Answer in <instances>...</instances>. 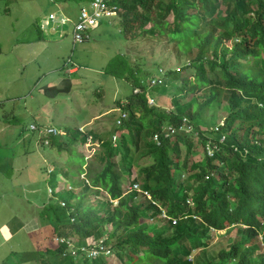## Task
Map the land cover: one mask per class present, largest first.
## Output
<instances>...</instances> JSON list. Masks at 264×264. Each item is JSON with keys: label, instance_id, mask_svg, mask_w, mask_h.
I'll list each match as a JSON object with an SVG mask.
<instances>
[{"label": "trees", "instance_id": "obj_1", "mask_svg": "<svg viewBox=\"0 0 264 264\" xmlns=\"http://www.w3.org/2000/svg\"><path fill=\"white\" fill-rule=\"evenodd\" d=\"M110 2L118 8L126 38L166 37L193 75L176 83L164 106L167 102L149 96L143 79L123 77L140 88L125 105L129 116L121 127L128 132L120 134L119 149L113 134L84 136L85 143L92 134L103 149L89 162L76 151L83 157L74 164L78 179L85 173L87 183L76 180L65 197L45 203L41 218L53 228V239L78 245L90 238L103 240L122 264H264V0ZM124 62L116 57L107 68L118 73ZM156 69L153 63L136 72L152 77ZM180 71L169 70V83L182 77ZM222 103L229 113L217 130L211 128L208 112ZM182 125L194 130L154 140L167 126ZM55 143L53 138L51 147L67 145ZM208 147L214 149L212 156ZM65 173L69 175L68 168ZM134 184L141 191L130 189ZM79 185L80 193L75 192ZM92 196L102 199L91 203ZM234 226L236 237L210 256L216 233ZM57 245L35 250L24 260L109 264L108 253L82 258L69 246ZM196 251L200 253L193 256Z\"/></svg>", "mask_w": 264, "mask_h": 264}, {"label": "rangeland", "instance_id": "obj_2", "mask_svg": "<svg viewBox=\"0 0 264 264\" xmlns=\"http://www.w3.org/2000/svg\"><path fill=\"white\" fill-rule=\"evenodd\" d=\"M57 2L72 16L68 9L74 7L79 11L83 6L88 7L90 0ZM56 10L58 5L53 0H0V50L3 52L0 63H4L0 66V264H37L33 258L24 260V256L30 257L35 250L57 243L53 239V228L41 218V212L51 197H65L66 188L75 187L76 180L83 179L87 183L85 173L78 179L80 173L74 164L81 161L82 156H88L91 151L95 154L103 147L100 141H94L92 134L84 143V136L90 132L103 135L102 138L106 134H117L116 148L119 149L120 134L128 130L121 127L123 124L118 125L117 120L123 112L127 113L125 105L129 98L140 91L123 77L143 79L149 96L158 103L167 102L162 104L164 106L174 96L176 83L180 85L185 74L193 75L187 59L178 54L175 45L166 37L158 40L146 36L131 41L122 33L116 15L101 18L99 26L90 33V39L80 43L74 42L70 23L60 27L62 30L42 27L45 34L39 26H43L41 22ZM116 57L126 62L114 74L107 67ZM153 63L157 66L152 73L155 76L145 77L144 71L137 74L139 66L146 71ZM73 67L78 72L70 73ZM169 70H181L182 77L170 79L169 83ZM53 79L66 80L64 84L69 88L48 91L47 84ZM153 79L158 82L154 83ZM191 97L189 94L182 101ZM211 110L209 122L211 128L217 129L226 120L229 107L222 103ZM100 112L103 115L95 121L93 117ZM128 116L127 113L124 122ZM46 127L56 129L51 133L49 145L43 143L39 132ZM191 127L174 134H191L194 130ZM52 137L56 138L55 145L58 140L67 145L51 147ZM90 138L96 143L92 150L88 149ZM194 140L198 144L195 137ZM76 151L82 156L76 155ZM92 156L86 160L89 162ZM146 161L148 158L141 162ZM66 168L69 175L65 173ZM82 188L79 185L75 192H82ZM94 199L101 200L102 196H92L91 203ZM236 233V226L218 231L207 253H212L210 256L218 254ZM72 242L79 244L76 240ZM95 242L90 238L79 246ZM199 253L196 251L193 256ZM86 254L80 252L79 255L84 258ZM107 256L109 264H122L113 250Z\"/></svg>", "mask_w": 264, "mask_h": 264}, {"label": "built area", "instance_id": "obj_3", "mask_svg": "<svg viewBox=\"0 0 264 264\" xmlns=\"http://www.w3.org/2000/svg\"><path fill=\"white\" fill-rule=\"evenodd\" d=\"M56 5H58V10L50 13L49 17L43 21L44 24H42L43 25L42 27H46L44 28L45 30L47 29L50 30V27H52L51 29L54 30V29H60V27L66 26L67 24L70 23L72 25V30H73V39L74 42L76 43H80L90 39V33L99 26V20L103 17H109V18L114 17L115 15H117V10H118L117 6L112 5L110 0H92L89 3L88 7L86 6L82 7L76 16H71L61 8L59 2H57ZM160 71H162V69ZM153 82L157 83L158 81L157 79H153ZM126 117H127V113L123 112L122 115L118 118L117 124L122 125ZM184 121L187 122V119H185ZM32 127L35 130L38 129L36 126H32ZM182 129L188 130V129H192V127L191 125H182L180 128H176L174 126H167L163 131L164 132L163 135L161 136L156 134L154 136V140L159 143L162 138H169L171 135L174 134V132H180ZM218 129L219 128L217 127V130ZM39 132L43 143L45 145H49L51 133H55L56 129L51 127H46L44 129H40ZM112 139L114 145L117 146L116 142L118 140V135L114 134ZM91 140L93 139L90 138L88 149L92 150L93 145L96 143H94ZM92 153L94 154V151L89 152V154H87L88 156H85V159L90 158L93 155ZM213 153H214V149L212 147H208V154L212 156ZM130 189L141 191V187L139 184H134ZM49 191L52 192V189H49ZM62 204L64 205L65 203L62 202ZM163 216L166 217V214L164 213ZM55 239L57 244L60 243L67 244L69 246V252L73 253L74 255H79L80 252H86L87 253L86 256L96 257L98 254L102 252L105 253L110 252V250L104 246L103 240L97 241L94 244L79 246L73 243L72 241L74 240L71 239L62 238L58 236H55Z\"/></svg>", "mask_w": 264, "mask_h": 264}, {"label": "crops", "instance_id": "obj_4", "mask_svg": "<svg viewBox=\"0 0 264 264\" xmlns=\"http://www.w3.org/2000/svg\"><path fill=\"white\" fill-rule=\"evenodd\" d=\"M92 0H90V2H91ZM89 2V3H90ZM68 7V6H67ZM83 7H85V6H83ZM82 8V7H81ZM80 8V9H81ZM80 11V10H79ZM79 11H76L75 9H74V7H72V9L71 10H69L68 9V12H70L71 14H72V16H76L78 13H79ZM41 24H44V22H41ZM40 27V29H41V31L42 32H44L45 34H46V32L42 29V26L40 25L39 26ZM43 33V34H44ZM49 35H50V33H48ZM46 37V36H45ZM0 54H3V52L0 50ZM2 65H4V63H0V66H2ZM5 66L7 67L8 66V64H5ZM68 67V66H67ZM1 70H7V69H1ZM75 71V72H74ZM69 72L70 73H76V72H78L77 71V68H74L73 67V69H69ZM58 81V82H57ZM66 81V80H65ZM65 81H63V80H58V79H53V81L52 82H49L48 84H47V88H48V91L49 90H52L53 91V89H57V91H61V90H66V89H68L69 88V85L67 84H64L65 83ZM55 91V90H54ZM0 101H1V99H0ZM118 101V100H117ZM120 101V100H119ZM121 102H123L122 100H121ZM120 102V103H121ZM122 104V103H121ZM103 115V112H100V114L99 115H96V116H94L93 117V119L95 120V121H97V120H99L100 118H101V116ZM91 123V122H90ZM49 226V225H48ZM43 237V236H42ZM43 241V240H42ZM53 245V247L54 248H56L58 245H57V243H53L52 244Z\"/></svg>", "mask_w": 264, "mask_h": 264}]
</instances>
